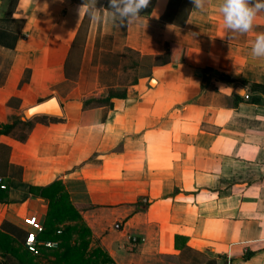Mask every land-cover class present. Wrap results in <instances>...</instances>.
<instances>
[{
  "label": "crops",
  "instance_id": "crops-1",
  "mask_svg": "<svg viewBox=\"0 0 264 264\" xmlns=\"http://www.w3.org/2000/svg\"><path fill=\"white\" fill-rule=\"evenodd\" d=\"M185 1L117 27L79 16L83 0H0V124L50 97L61 112L27 120L22 143L0 135V231L23 248V220L46 212L28 188L58 180L111 264H264V14L232 35L219 0ZM169 45L184 61L153 64ZM126 50L134 82L119 85Z\"/></svg>",
  "mask_w": 264,
  "mask_h": 264
},
{
  "label": "trees",
  "instance_id": "trees-1",
  "mask_svg": "<svg viewBox=\"0 0 264 264\" xmlns=\"http://www.w3.org/2000/svg\"><path fill=\"white\" fill-rule=\"evenodd\" d=\"M170 1L177 3L181 1L183 5H187V9L190 6L189 2L185 0ZM169 49L165 55L157 57L153 64L164 65L184 61V49L173 45H169ZM126 51L133 54L128 50ZM134 66L135 63L132 61L129 67L134 68ZM259 91L262 95L263 89L261 88ZM105 99L108 100V98ZM253 102H260V100L253 99ZM45 119L48 118H38L40 121ZM48 120L54 121L55 119L49 118ZM31 126V121L21 122L19 120L0 124V135H12L17 142L22 143L26 140ZM15 130H19V132L16 133ZM0 150L4 154L7 153V149L3 147H0ZM28 192L46 200L42 231L35 237L36 254L32 255L27 252L19 241L0 231L1 257H13L19 264H111L106 253L99 248L89 249L90 231L81 220L77 210L69 202L68 195L60 181H53L45 187H29ZM44 243H51L53 246L44 247ZM249 256L250 253L246 252L243 259H247Z\"/></svg>",
  "mask_w": 264,
  "mask_h": 264
},
{
  "label": "clouds",
  "instance_id": "clouds-1",
  "mask_svg": "<svg viewBox=\"0 0 264 264\" xmlns=\"http://www.w3.org/2000/svg\"><path fill=\"white\" fill-rule=\"evenodd\" d=\"M211 2L191 0L196 11L206 10ZM150 3L151 0H108L107 8H97V0H83L79 16L83 13L92 19H104L113 26H129L145 18L141 12ZM218 11L226 34L245 35L253 30L257 16L264 14V0H219ZM251 54L254 58H264V32L256 33L255 39L251 41Z\"/></svg>",
  "mask_w": 264,
  "mask_h": 264
},
{
  "label": "water",
  "instance_id": "water-1",
  "mask_svg": "<svg viewBox=\"0 0 264 264\" xmlns=\"http://www.w3.org/2000/svg\"><path fill=\"white\" fill-rule=\"evenodd\" d=\"M240 93V90H237ZM33 111V112H32ZM28 112H30L28 114ZM60 112V108L58 106L55 98L50 97L42 102L36 103L35 105L28 107L22 113L21 120L23 122L38 116H46V117H60V115L56 114Z\"/></svg>",
  "mask_w": 264,
  "mask_h": 264
},
{
  "label": "built area",
  "instance_id": "built-area-1",
  "mask_svg": "<svg viewBox=\"0 0 264 264\" xmlns=\"http://www.w3.org/2000/svg\"><path fill=\"white\" fill-rule=\"evenodd\" d=\"M246 99V96H244ZM6 188L5 183L3 182L2 177H0V190H4ZM23 224L26 227L30 228V232L26 234L23 246L26 249L27 252L31 253L32 255L36 254V243H35V237L36 234L40 233L42 231V227L40 224H38L35 219L32 218H26L23 220ZM44 247H51L53 244L51 243H44Z\"/></svg>",
  "mask_w": 264,
  "mask_h": 264
},
{
  "label": "rangeland",
  "instance_id": "rangeland-1",
  "mask_svg": "<svg viewBox=\"0 0 264 264\" xmlns=\"http://www.w3.org/2000/svg\"><path fill=\"white\" fill-rule=\"evenodd\" d=\"M134 55L128 53L127 51H123L121 53V64L119 67V73L117 76V83L119 85H125V84H129L132 82L133 79V70L129 68L130 64L133 59H134ZM126 67V69H124Z\"/></svg>",
  "mask_w": 264,
  "mask_h": 264
},
{
  "label": "bare ground",
  "instance_id": "bare-ground-1",
  "mask_svg": "<svg viewBox=\"0 0 264 264\" xmlns=\"http://www.w3.org/2000/svg\"><path fill=\"white\" fill-rule=\"evenodd\" d=\"M33 112V111H32ZM30 112H28V114H29Z\"/></svg>",
  "mask_w": 264,
  "mask_h": 264
}]
</instances>
